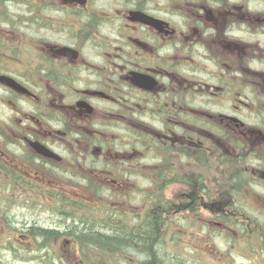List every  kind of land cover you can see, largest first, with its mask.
<instances>
[{"label":"flooded vegetation","instance_id":"1","mask_svg":"<svg viewBox=\"0 0 264 264\" xmlns=\"http://www.w3.org/2000/svg\"><path fill=\"white\" fill-rule=\"evenodd\" d=\"M181 246L264 264V0H0V264Z\"/></svg>","mask_w":264,"mask_h":264},{"label":"rangeland","instance_id":"2","mask_svg":"<svg viewBox=\"0 0 264 264\" xmlns=\"http://www.w3.org/2000/svg\"><path fill=\"white\" fill-rule=\"evenodd\" d=\"M175 237H177L175 235ZM155 239V237H154ZM179 250V251H178ZM178 250H176L177 252H180V256H182L183 258H185V261L189 264H193V259H194V255L192 253H190L188 248H184L183 246H181Z\"/></svg>","mask_w":264,"mask_h":264}]
</instances>
